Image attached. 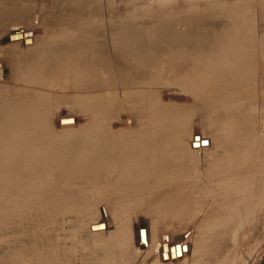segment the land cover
Instances as JSON below:
<instances>
[{"label": "rangeland", "instance_id": "374dc122", "mask_svg": "<svg viewBox=\"0 0 264 264\" xmlns=\"http://www.w3.org/2000/svg\"><path fill=\"white\" fill-rule=\"evenodd\" d=\"M43 1L32 0L28 4L31 9L34 7L32 10L25 6L24 12L28 9L24 15L26 18H4L3 25L0 21V89L10 90L9 96H12L8 99L17 97L22 101H36L41 98L46 101L44 116L47 119L40 122L46 127L38 128L40 124H36L37 127L31 126L33 121L36 122L35 118L30 116L32 123L27 120L29 116L24 115V118L12 117L14 123L11 122V117L7 121L6 116L3 122L5 127L11 125V129L3 128L7 130L5 134L15 133V129L18 132L25 130L23 125L28 127L26 132L31 131L32 127L36 128L34 133H30L33 135L28 137L31 143L28 140L27 144L21 143L24 148L19 147L20 143L18 148L17 144L8 141L11 133L9 138L8 134L5 135L8 147L11 144L17 147V150L13 149V155L16 156H10V160L9 157H0V185L5 184V189L0 188V216L4 212L5 199L10 196L8 198L17 203L14 214L19 218L11 222L14 230L19 226L23 232L34 225L37 234H30H35L36 240L40 238L39 243L34 244V235L31 238L28 235L29 240L26 237L24 240L27 242L22 241V244L25 243V247L32 244L39 246L42 248L40 253L52 248L49 253L60 255L64 264H93L95 246L92 244L93 232L90 231V225L101 221V226L97 224L91 228H104L102 239L113 244L109 252L112 256L114 253V257L109 261L99 257L100 264H154V260H160L158 264H264V193L260 196L261 204L252 203L255 197L252 193L259 186L264 189V0H211V12L208 15L202 10L204 0H90L86 3L88 10L82 14V18L101 21L102 25L100 32L86 34L101 41L102 45L98 46V60L91 54H85L92 52L95 45L86 47L90 49L88 51L81 49L82 54L87 56L86 65L90 64L91 72L87 82L80 86L58 81L68 77L64 73L62 77L53 78L52 64H44L45 77L40 81H27L21 77L18 80L12 79L4 57L5 51L11 47L25 56L24 53H28L32 45H37L47 36L48 13L46 8L44 10V2L48 0ZM111 20L119 23L132 22L130 29L120 30L131 33H117L116 37H112L108 27ZM75 28L71 27L70 31L83 33L79 32L81 30L75 31ZM184 33L188 34L186 45L195 43L198 47L191 56H185L186 53L182 50L183 54L175 51L168 42H161L165 37H181L185 36ZM136 34L149 36L157 41L152 50L159 54L160 59H151L147 67L142 68L146 70L143 71L137 64V58L129 56L126 61L134 66L135 75L131 79H124L121 78L123 70L117 65L126 61L119 50L129 37ZM235 37L249 41L250 45L237 48L242 50L246 47V51L248 50L249 53L241 64L251 65V70L241 72V77L231 85L226 68L207 60H212L223 49L227 40L237 39ZM250 39L251 42L253 40V45ZM38 55L39 53H32L31 57L35 59ZM101 60L108 65L100 66ZM84 65L85 61L82 60L78 67L82 68ZM216 71L221 72L220 77H215ZM143 72L146 77L142 79L140 74ZM186 74L191 75L193 81H188ZM94 75L96 78H93ZM95 79L98 82L94 83ZM191 82L198 84L199 89L195 90ZM218 84L220 87L225 85V88L231 86L239 93L234 104L238 110L230 115L219 113L223 111L224 102L214 96L213 91L216 86L219 87ZM143 90L147 93L141 101ZM210 91L211 100L208 99ZM101 99L105 101V110L98 108L94 113L78 104L92 101L97 104ZM132 104L135 105L134 113L129 112L128 108ZM141 106H147V109L140 110ZM157 108L162 110L157 111ZM159 112H162V125L153 120L158 118L161 121ZM145 115H149L151 119H144ZM19 119L29 121L30 124L20 122ZM102 119L114 133L138 132L144 123H149V126H145L148 128L147 132L155 129L154 133L157 127L163 129L164 125L169 138L178 133L180 144L189 150L192 145L191 158L182 165L180 173L154 178L151 182L148 180L146 189L141 193L134 194L127 200L114 202L112 192H101L103 177L92 173L95 170L93 165H97L96 156L88 154V149H97L94 146V136L97 134L92 133ZM14 124H18V127H12ZM36 133L41 141L39 138L35 139L36 142L33 141ZM45 133L48 134L47 137L41 138L46 136ZM44 138L49 144L44 142ZM31 140L34 143L39 140L38 144L43 143V148L46 146L49 153L42 146L38 148ZM29 144L37 147H32L35 151L31 150ZM28 145L31 149L27 148ZM25 148L23 154L22 150ZM36 149L40 153H36ZM30 150L36 155H27ZM24 156H29V160L22 159ZM16 157L22 159V162L20 159L17 161ZM60 160L62 163L64 160V165ZM2 166L6 171L3 169L2 172ZM14 178L25 182L23 184L18 179L15 180L16 183H21V188L22 184L25 185L30 180L29 184L34 181L32 185L38 183L39 186L31 188L26 184L22 189L17 188ZM6 182L12 185H7ZM169 185L178 190V200L165 199L164 195L159 197V193ZM235 185L242 188L235 189ZM8 188L9 192L6 190ZM242 189L247 193L243 204L238 199V196L246 195L238 193ZM256 220L260 221L258 227L253 224ZM146 229L151 242L150 246L142 247L138 232L143 231L145 234ZM4 230L0 217V258L2 261L6 260V263L0 261L7 264L14 254L2 252L3 246L8 242L15 243L16 239L15 242L9 241ZM212 238L214 242L209 245ZM181 242L188 246L183 257L178 260H169L167 257L161 261L159 254L162 243L171 244V250L177 254L175 248ZM16 249L14 245L11 251Z\"/></svg>", "mask_w": 264, "mask_h": 264}, {"label": "bare ground", "instance_id": "6f19581e", "mask_svg": "<svg viewBox=\"0 0 264 264\" xmlns=\"http://www.w3.org/2000/svg\"><path fill=\"white\" fill-rule=\"evenodd\" d=\"M89 1L90 0H48L47 2L46 1L44 2V10L46 8L47 10H45V11H47V13H48L47 17H46V15H44L45 13L43 14L47 18V21L45 20L47 22V24L45 23L46 28H47V32H48L47 36H45V38L42 41H41L42 38H40L39 41H41V42H39L37 45H35V46L32 45L29 48L30 49L29 52L26 54L24 53L25 56H22L17 49L11 48L10 46H9L10 48H8L7 51H5L4 57L6 59L8 67H9V72L12 76V79L18 80L19 77H21V78H24V80L26 79L27 81H40V79L45 77L44 76L45 74H43V72H44L43 69L45 68L44 64H52L53 65V68H52L53 78L62 77L63 73H64V75L68 76L66 78L64 77L63 79L62 78L58 79V81L69 82L72 86H76V85L80 86V85L84 84L85 82H87L88 76L91 72V66H90V64L88 66L86 65V60H87L86 55L91 54V55H93V58L95 60L100 59L99 53H98V50H99L98 46L102 45L101 41H98V39L94 40L93 38H91V36H88L86 34V32H89V33L100 32L101 31V25H102L101 21H98V20L89 21L87 18H85V19L82 18V14H84V12H86L88 10L86 8V5L89 3ZM31 2H32V0H0V21L3 22V23H1V22L0 23L3 25L4 24L3 20H5L6 18H11V19L15 18L17 20L18 18H20L22 16L25 17L24 15L28 11V9L26 12H24L23 9L25 8V6H29L28 4H30ZM38 3H40V1ZM83 6H84V8H83ZM89 6L90 5H88V8H89ZM29 8H30V6H29ZM33 8L34 7H32V9ZM80 8H82V10ZM32 9L30 8V10H32ZM35 9H36V7H35ZM37 9H39V8H37ZM202 10L205 12L206 15H208L207 13L211 12V0H204V3L202 4ZM32 13H33V11H32ZM192 14H193V12L191 13V16H192ZM78 16H79V18H78ZM206 17H208V16H206ZM15 19H13V20H15ZM86 19H87V22H85ZM8 20H10V19H8ZM8 20H6V22ZM29 20H28V23H29ZM30 23H31V21H30ZM1 24H0V26H2ZM40 26H42V25H40ZM71 27H76L75 31L81 30L79 32H83V33L77 34V33H74V30L71 32L70 31ZM108 27L110 29V35L112 37H116L117 33H119V34L131 33V32H126V33L120 32V30L125 31L124 29H127V30L130 29L132 27V22L122 21L119 23L117 21L111 20L108 23ZM45 35H46V33H45ZM184 35L185 36H181V37L177 36V35L176 36L171 35L167 39H166V37L163 38L161 42H165V43L168 42V45L170 47H173L175 49V51H181L182 50V51H184V54L186 53L185 56H191L190 54H192V52L195 51L194 49H196L198 47L196 46L195 43H194L195 45L191 44V45L187 46L186 44L188 42H186L185 40H187L188 34L184 33ZM235 38H237V37H235ZM237 39H239V38H237ZM237 39L229 38L227 40V42L224 44L223 49L217 55H215V57L212 60H207V61L214 62L213 63L214 65L222 66L223 69L226 68V70L228 72L227 71H225V72H227L226 75H228V82L230 81L231 85L241 77V75H240L241 72L247 73V71L249 72L251 70V65L249 66L247 63L241 64L242 61L248 55V53H249V52H247L248 50L246 51V47H245V49L240 50L241 49L240 47H243V45L249 44V41H248V39L247 40H245V39L237 40ZM251 39H250V42H251ZM156 42L157 41L155 39H152L149 36H145V35L140 36V35L136 34L134 36L129 37L126 40L125 44L123 43L119 52L121 55H123L122 58L124 59V61H126L129 56L130 57L134 56L135 58H137V64H138L139 68L144 69L145 67H147V64L149 63V61H151V59H153L154 57L156 59H160L159 54L152 50V46ZM92 44L96 46V47H93L92 52H90V53L85 52L86 55L82 54L84 50H87V51L90 50V49H87L86 47H90V46H92ZM251 44L253 45V40H252ZM87 45H89V46H87ZM182 45H184L185 48H182L183 47ZM237 46H240L239 49L237 48ZM182 51L180 53L183 54ZM32 53H36V54L39 53V55L37 58L33 59L31 57ZM82 60L85 61V65L82 68H79L78 65ZM126 62H121L122 64L119 63L120 66L118 64L117 67L118 68L120 67L121 71L123 70L121 73V78L127 79L129 77L131 79L135 75V73H133L134 66L132 64H129L128 63L129 61H126ZM210 64H212V63H209V65ZM106 65H108V63H105L104 60L100 61V66L106 67ZM210 66H212V65H210ZM139 68H137V70H139ZM143 71H146V70H143ZM222 72H224V71H222ZM144 73L145 72L140 74L142 79L144 77H146L145 76L146 73H145V75H144ZM214 73H216L215 74L216 78L220 77V75H221L220 71L218 73H217V71ZM0 74H1V72H0ZM221 77H223V74ZM93 78H96V76L94 75ZM186 79L188 81H193V77L191 75H188V74H186ZM210 79H211V77H210ZM224 79H227V78L225 77ZM92 80L94 81V79H92ZM206 80H208V82H210L208 78ZM96 82H98L97 79H95L94 83H96ZM12 85L15 86V84H12ZM191 86H194V88H196L195 90L199 89L198 84H196L194 82H191ZM202 86L203 85H201V87ZM209 86L213 88V86H211V84ZM219 87H220V85H219ZM219 87L216 86V89L213 91V92H215L214 96L217 97V99H219V101L222 100L224 102L222 105L223 111L221 110V111H219V113L220 114L229 113V115H230L231 112L238 110V107L235 106L234 104L236 103L235 100H236V97L238 96L239 93L237 92V90L231 88V86H229L228 88L227 87L225 88V85H223L222 87H220L221 89ZM212 88H211V90H212ZM9 92H10V90H8V89L7 90H5L4 88L0 89V157H2V159H7L9 157V160H10V156L13 155V149L17 148L21 143L26 142V144H27V140H28V143H31V142H29L28 137H29V135H31L30 134L31 131L34 133L36 128L32 127V129L34 128V130H32L30 128L31 131L26 132V129H28V127L26 128V125H25V127L23 125L22 128H25V130L21 129V131L18 132V130L15 129V133L10 132L12 136L10 137V139H8V141L10 140L9 142H11L13 144H17L16 145L17 147L13 146V144H11L13 147L11 145H10V147H8L9 145L7 143V138L5 135L8 134L7 135V137H8L10 135V133L5 134V131L7 132V130H6L7 128L11 129V128H9V127H11V125L10 126L8 125L9 127L3 126V122H5L4 118L7 116L6 117V120H7L8 117L9 118L11 117L10 120H11V122L14 123V121H12V117H19V118L23 117L24 118V116L25 117L29 116L28 117L29 119L27 118V120L30 121V116H31L32 118H35L34 120H36V122H39V123H36L35 121H33L34 122L33 123L32 121H30L33 123L31 126H33V125L36 126V124L37 125L40 124L38 126V128L39 127L42 128V127H46V126H42L41 123L45 122L47 117L44 116L45 115V105H46L45 100H43L41 98H37L36 101L35 100L34 101L33 100L27 101L25 99L22 101V99H20V98L17 99V97L16 98L11 97L8 99V97L12 96L11 94L9 96ZM146 93L147 92L144 90L141 92V95H140L141 101L143 100L142 98L146 95ZM211 97H212V95H211V91H210L208 93V99L210 98V100H211ZM96 99H98V98H96ZM138 100L140 102V98H138ZM225 103H227V104L225 105ZM78 104H79V107H84L86 109H89L93 113L96 112L98 108H100L99 110H102V109L105 110V108H104L105 107V101L103 99H101V101L97 104H95L93 101H92V103L80 102ZM133 106H135V105L132 104L131 106L128 107L129 112H131V113L135 112V108ZM144 108L147 109V106L146 107L141 106L140 110H145ZM156 110L159 111L158 108ZM159 113H161V115H160L161 118H160V116H157V117H159L161 119V121L157 117H155L157 119L153 118V120L155 121V123H157V124L161 123V125H162V123H164V121H162V112H159ZM159 113H157V114H159ZM163 115H164V113H163ZM66 117H69V116H66ZM145 117L146 118H144V119L150 118L149 115H145ZM163 118H164V116H163ZM13 119L16 121L15 118H13ZM10 120L8 119L7 121H10ZM19 120H20V122L26 121L24 119L23 120L19 119ZM31 120H33V119H31ZM102 120H100V122L98 123V128L95 131H93V133H92L93 135H94V133L97 134L94 136L95 137L94 146L97 149L96 150L88 149V154L96 156L95 158H96V162H97L96 164L97 165L95 167L92 164L93 168H95V170H92V169L91 170L93 171L92 172L93 174L103 177L102 183H101L102 184L101 192L102 193H106V192L111 193L112 192L113 193L112 199L114 200V202L127 200L130 197H132L134 194L141 193L143 191V189L144 190L146 189V185H147L146 182L148 180L151 182V181H154V178H164V177H167L168 175L180 173L182 171V165H184V163H187L188 160L191 158L190 152L191 151L193 152V148H192L191 143H190V145H191L190 146L191 151H190L189 149L186 148L185 145L180 144L181 139H180V136L178 135V133L173 134L169 138L168 134H166V132H165L166 127L164 128V125H163V129H161L162 127L159 126V128L161 130H159V128L157 127L156 132H154L156 134L153 133V130H155V129H153L151 126L150 127L153 130H151L150 133H149V131L147 132V130H146L147 127H145V126H149V123H148L149 120H147L148 125H146V123L142 124L143 126H141V128L138 130V132L137 131H130V132L126 131V132L122 133V131H121L118 133H114L109 128H107V126L105 125L104 119H102ZM29 121L28 122L26 121V122L28 124H30ZM16 122L18 123L19 121H16ZM20 124L22 125V123H20ZM24 124H26V123H24ZM28 124H27V126H29ZM17 125L18 124H14V125H12V127L13 126L18 127ZM154 126H156V125H154ZM4 127L6 128L5 130H3ZM38 128H37V130H38ZM19 130H20V128H19ZM12 131L14 132V130H12ZM41 131H42V129H41ZM33 133H32V135H33ZM38 133H36L35 137L33 136L34 142H36L35 139L39 138V137H37V135L41 134V132L39 134ZM151 133H153V134H151ZM41 135H40V137H41ZM45 135H46V133H45ZM47 135L42 136L41 138L47 137ZM49 136H51V135H49ZM48 139H49V137H48ZM51 139H52V137L50 138V141H51ZM44 140H45V138H44ZM40 141H41V139H40ZM42 142H40V143H42ZM44 142H46V140ZM47 142H48V140H47ZM38 143H39V140L37 143H34V145L37 144L38 148H39V146L43 145V143H42V145H39ZM47 144H49V143H47ZM23 145L21 144V146H19V147L24 148ZM29 145L31 148L34 147V146H31L32 144H29ZM29 145L27 146V148H30ZM44 145H45V143H44ZM44 147L47 148L46 146H44ZM49 147L52 148L51 146H49ZM34 148H37V147H34ZM34 148H32L31 150L35 151V150H33ZM42 148H43V146H42ZM42 148H41V150H42ZM45 148H43V149H45ZM15 150H17V149H15ZM18 150H20V149H18ZM31 150H30V152L28 151L27 153L26 152L25 153L29 156H32L35 152L32 153ZM37 150L38 149H36V151ZM46 150L48 151L49 149H45V151ZM23 151H26V148L23 149L22 152ZM38 151L36 153H40ZM45 151H44V153H46ZM31 153H32V155H31ZM48 153H49V151H48ZM15 154H17V153H15ZM23 154H24V152H23ZM20 155L23 157L22 153ZM20 155L18 157H20ZM34 155H36V154H34ZM40 155H42V154H40ZM13 156L15 157L16 155H13ZM45 156H46V154H45ZM28 157L24 156V158H22V159H25V158L28 159ZM39 157L40 156L37 154V158H39ZM44 157H43V159H44ZM12 158L13 157H11V159ZM19 159L17 158V161H19ZM22 159H20L21 162H22ZM31 159H33V158H31ZM64 160H63V163L61 162L62 160H60L59 162L64 165ZM3 166L6 168L5 165H3ZM3 166L1 167L2 172L4 170L6 171V169H4ZM47 176H49V175L47 174ZM52 176L53 175H51V178H53ZM12 179L9 180L11 183H12ZM17 179L14 178V182H15L14 184L18 185V186H16L17 188H21V183H23V181L21 182L18 179L21 182V183L19 182L20 183L19 184L18 182L16 183V181H15ZM47 179H50V178H47ZM50 180L53 181V179H50ZM29 182L31 183V180ZM29 182L28 183L26 182V184L28 185ZM33 182H32V184H33ZM36 182H39V181H36ZM11 183L6 182L7 185H9V184L12 185L13 183L12 184ZM23 184H22V188L27 186L26 184L25 185H23ZM32 184H29L28 186L31 188H34L35 186H39L38 183L35 186H33ZM241 184H243V183H238V185H241ZM19 185H20V187H19ZM4 186H5V184L3 183V185L2 184L0 185V188L5 189ZM11 187H15V186H11ZM171 187L172 186L169 185L168 187H166V189L161 191L159 193V197H162V195H164V196H166L165 199H171L172 200L173 198H176V200H178L179 199V192H177L178 190H175L174 188H171ZM36 188H38V187H36ZM234 188L238 189V188H242V187L235 185ZM6 190L8 191L9 188ZM11 190H13V189H11ZM171 193H174V194H171ZM238 193L239 194L246 193V190L242 189ZM262 193H264V189H262L259 186L257 191H254L252 193L253 195H255V197L252 199V203H254L256 205L261 204L260 196H262ZM5 194L8 195V193H4V195ZM171 195H173V196H171ZM8 197H10V196H8ZM8 197L5 199V203L3 206L4 212H2L0 217L3 221V229L5 228V230H4L5 237H6V235H8L9 241L13 240L15 242V239H16V242L13 244L8 242L6 245L3 246L4 248H3L2 252H10V253L14 254V256H12L13 258H11L12 260L11 261L8 260L7 264H64L65 261L63 260V258L60 255L55 254V253H53L51 255L49 253V250H51L52 248L49 249L45 253H40V251H42L41 250L42 248H39V246H36V245L33 246V244L30 245L31 242L26 243V245H30V247L29 246L25 247V243L22 244V241H26V240H24V239H26V237L29 240L28 235H30V238L33 237V235H34L35 242L32 241L34 244H38L39 243L38 240L40 238L36 240L35 234H33V235L30 234L31 232L36 233L34 225L30 230L29 229L24 230L23 232L20 231L21 227H19V226H16V227H18V229L14 230L11 222H13L15 219H19L18 215L14 214V209L16 208L17 203ZM245 198L247 199V193H246V195L243 194L241 197L238 196V199H241L242 204H243V202L246 201ZM43 208H45V207H43ZM48 208H49V206H48ZM45 210H47V209H45ZM255 210H257V207ZM259 223H260V221L256 220L253 224L258 227ZM97 224L100 225L102 223H101V221H96L90 225V231L93 232L92 244L95 246L94 252H93V258H92L93 264H100L99 263V257L103 258L105 261H109L111 259L113 260V257H114V253L112 256V253L109 252V250L111 249L113 244L105 241V239H102V236L104 234V230H103L104 228L100 227L101 225L95 226L93 229L91 228L92 225L94 226ZM104 225H105V223H104ZM104 225H103V227H104ZM262 225H263V223L261 224V226ZM256 234L259 235V233H256ZM138 235H140V237L138 238L139 242L141 241L140 246H142V247L150 246L151 240L149 238L150 235H149V232L147 229H146L145 234L143 231H141L140 233L138 232ZM36 236H38V235H36ZM4 240H5V238H4ZM6 242H7V239H6ZM177 242H179V241H177ZM177 242H175V243H177ZM213 242H214V239L212 242L209 243V245ZM46 243H48V242H46ZM184 243L181 242L180 245H178L175 248L177 250L176 251L177 254L174 253L173 250H171V248H172V247L170 248L171 244L162 243L160 246V254H159L161 261L166 260L167 257L169 260H172V259L178 260L181 257H183L184 253H185L184 251H188V250H185V248L188 246H187V244H184ZM40 244H41V242H40ZM14 245L17 247V249H16V251H11V249ZM49 246L50 245H47V247H49ZM112 250H113V248H112ZM172 252H173V255L171 254ZM4 256H5V254H4ZM0 260H1V258H0ZM1 261H0V264H3L2 262H5L6 260L5 261L3 260L2 262ZM159 261L160 260H154L153 263L158 264Z\"/></svg>", "mask_w": 264, "mask_h": 264}, {"label": "water", "instance_id": "95a60500", "mask_svg": "<svg viewBox=\"0 0 264 264\" xmlns=\"http://www.w3.org/2000/svg\"><path fill=\"white\" fill-rule=\"evenodd\" d=\"M173 255V253H171Z\"/></svg>", "mask_w": 264, "mask_h": 264}]
</instances>
